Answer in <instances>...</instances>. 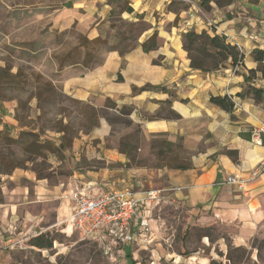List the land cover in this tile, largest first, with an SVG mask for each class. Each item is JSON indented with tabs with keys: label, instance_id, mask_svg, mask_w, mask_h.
Listing matches in <instances>:
<instances>
[{
	"label": "crops",
	"instance_id": "0c3cea01",
	"mask_svg": "<svg viewBox=\"0 0 264 264\" xmlns=\"http://www.w3.org/2000/svg\"><path fill=\"white\" fill-rule=\"evenodd\" d=\"M203 1L90 0L85 5L88 14L82 21L90 22L91 39L99 35L94 25L108 21L117 4L132 8L122 11L121 18L137 22L142 15L147 27L124 54L114 49L84 70L76 69L80 63L69 65L60 82L76 99L97 109L107 100L119 110L130 109L141 143L134 140L137 147L130 160L128 140L114 134L100 116L98 125L80 132L62 151L72 154L66 159L71 171H59L63 160L54 153L51 177L38 178L21 167L0 173V264L35 263L37 254L47 252L59 255L65 244L52 236L70 237L76 231L72 192L100 193L112 186L130 187L140 198L150 189L161 193L150 209V241L121 243L118 250L131 264H138L136 255L150 246L151 264H232L218 253L228 244L248 247L252 264H263L251 243L264 238V172L250 176L264 160V136L261 143L252 141L254 128L264 122V79L260 72L249 81L246 76L258 66L253 52L264 50V0ZM191 30L225 36L245 54L244 65L238 71L192 68L184 49V34ZM155 32L159 47L145 51L142 43ZM253 89L263 90L262 96L256 97ZM218 96H229L234 108L228 111L212 102ZM16 107L14 100L0 107V130L4 123L21 130ZM179 150L184 156L172 157ZM235 172L246 178L243 189L226 183ZM168 206L185 214L181 234L179 222L164 213ZM208 227L219 229L220 235L211 236ZM40 235L51 236L50 248L31 243ZM101 235L98 241L117 247L109 227ZM177 237L178 247H165L163 240ZM194 239L198 246L185 245Z\"/></svg>",
	"mask_w": 264,
	"mask_h": 264
},
{
	"label": "rangeland",
	"instance_id": "374dc122",
	"mask_svg": "<svg viewBox=\"0 0 264 264\" xmlns=\"http://www.w3.org/2000/svg\"><path fill=\"white\" fill-rule=\"evenodd\" d=\"M89 1L0 0V65H4L6 60L9 61L12 71L17 72L18 69H21L24 77L33 82V87L38 84L35 82L36 76H42V82H52L62 94L60 98L56 99V104L52 108L44 104L43 107L36 109V99L33 98L30 101L29 113L33 121L31 127H35L36 130L44 127L46 135L54 140L59 139L61 135L55 131L58 119H62L64 124L70 122L71 136L85 129L90 123L88 120L94 115L88 102L76 99L60 82L67 67L80 63L83 66L77 65L76 69L84 70L100 63L104 55L114 49L120 52L126 51L136 45L138 36L143 31L144 25L132 24V22L121 18L120 10L123 4H117L114 8L116 11L112 12V17L108 21L94 25L99 33L96 37L99 38V41L92 42L95 38L91 39L88 36L91 24L82 21V18L88 14L85 5ZM112 1L117 0H110V2ZM32 86H29L28 92L23 93L24 98L30 95ZM13 100L18 106V101ZM9 101L11 100L0 101V107L4 102ZM104 104L103 107L98 108L100 116L111 124L114 134H122L126 140L133 142L135 140L140 144V130L131 119L130 113H121V109L119 110L118 107H109L107 102ZM124 109L130 111L128 108ZM39 115L41 118H38ZM89 117L90 119H88ZM0 123H2L1 118ZM18 125L20 127L19 122ZM12 128L13 126L4 123L3 130H8L10 134L17 136L20 130L14 128L12 130ZM12 149L18 160H26L28 155L20 147L13 146ZM5 152L8 150L5 149ZM181 155L182 151H174L172 157L177 158ZM71 156L72 154L69 152H61L60 159L63 162L59 171L64 170L66 173L71 171L72 164L69 165L68 161L66 162V159ZM49 159L51 160L50 155ZM38 162L40 161L38 160ZM146 162L148 161L146 160ZM27 163L28 166H32L30 162ZM82 163L85 164L86 161H82ZM38 168L45 169L44 173L49 176L53 175L54 171L50 167L38 165ZM55 169L58 170V167ZM110 188H116V186ZM164 213L168 215L169 220L179 222L177 229L181 234V222H183L185 214L170 206L164 208ZM207 229L211 236L220 235V230L217 228L208 227ZM52 237L65 244L61 245V253L54 257H51L49 252L44 256L37 254L36 262L31 264H131L126 259L124 260L123 255H119L118 250L122 249V242H119L113 249L106 246L107 242L103 244L102 240L84 237L77 231L70 237L63 233L55 234ZM47 238H51V236L48 235L45 239ZM178 241L179 237L163 240L165 247L171 248L172 246L178 247ZM185 245L195 248L198 246V242L194 239L190 244L185 243ZM253 246L259 250L264 264V238H255L251 243V247ZM151 248L152 246L141 249L134 259L135 263L151 264ZM250 250L245 246L238 247L228 244L227 248L224 247L222 251L218 250V253L225 255L232 264L240 262L252 264L249 257Z\"/></svg>",
	"mask_w": 264,
	"mask_h": 264
},
{
	"label": "trees",
	"instance_id": "16d2710c",
	"mask_svg": "<svg viewBox=\"0 0 264 264\" xmlns=\"http://www.w3.org/2000/svg\"><path fill=\"white\" fill-rule=\"evenodd\" d=\"M204 0L202 5H205ZM209 9V6H205ZM128 10L132 11L130 6H126L123 3V7L120 12ZM132 24L144 25L143 30L146 29L147 24L143 21V16H139L138 22H132ZM141 33V32H140ZM89 41V40H87ZM99 38H95L92 42H98ZM145 51H151L159 47L158 34L155 32L149 39L142 43ZM184 49L187 51L189 58L191 59V67L194 69H200L203 71H213L223 68H232V70L238 71V69L244 65L245 54L235 44L227 41L225 36L218 34L210 35L207 31L196 32L195 30L188 31L184 34ZM124 54L125 51H121ZM254 58L258 61L256 69L249 70V75L246 76V80L255 78L257 73L260 72L264 79V50L256 49L254 52ZM36 83L34 87L33 82L24 77L21 69L17 72L12 71V65L6 60L4 65H0V101L13 100L18 101V106L15 110V118L18 120L21 130L17 136L10 134L8 130H0V173L12 172L16 167L29 169L36 172L38 178L51 177L44 173L45 169L38 168V165H45L52 168L51 163L48 160L50 154H58L65 149H68L80 132L88 133L96 125H98L100 112L99 109L92 105H88L93 111V117L88 120L90 123L85 129L80 130L76 134L70 136L71 125L70 122L64 124L62 119H58V126L55 131L61 133L59 139L54 140L52 137L46 135V130L41 127L40 130H36L35 127H31L33 121L31 120L30 101L35 98L37 101V107H43L47 104L49 108H52L56 104V99L62 96L59 89L50 81L42 82V76H36ZM121 79V77L119 78ZM32 86L30 95L23 97V93L28 92L29 86ZM261 89H253V93L256 97H261ZM212 102L216 103L220 107L231 111L234 108L235 103L229 96L212 97ZM109 107L115 108L114 102L107 100ZM121 113L129 114L128 110H121ZM41 118V115H39ZM56 119V117H55ZM70 136V137H69ZM59 142V144H57ZM13 146L20 147L28 156L26 160H18L15 157V151ZM128 148V155L130 160L134 157V149L137 147L133 141H128L126 144ZM5 149L8 152H5ZM40 161L37 163V161ZM30 162L32 166H28ZM131 165V163H128ZM46 235H40L31 240V243L38 247L50 248L52 246V240L50 238L45 239ZM212 264L215 262L212 261Z\"/></svg>",
	"mask_w": 264,
	"mask_h": 264
},
{
	"label": "built area",
	"instance_id": "2783aa9c",
	"mask_svg": "<svg viewBox=\"0 0 264 264\" xmlns=\"http://www.w3.org/2000/svg\"><path fill=\"white\" fill-rule=\"evenodd\" d=\"M264 122L254 128L252 141L261 143ZM264 172V160L252 171L250 178ZM246 178L240 172L228 176L226 183L243 189ZM72 220L75 230L87 238L102 237L105 228H110L113 245L139 240L147 243L152 234L150 221L151 205L161 199L159 190L150 189L144 197H138L130 187L110 188L103 192H72ZM143 206L145 207L143 209ZM143 211L141 212V210ZM137 221V222H136ZM111 248V247H110Z\"/></svg>",
	"mask_w": 264,
	"mask_h": 264
}]
</instances>
